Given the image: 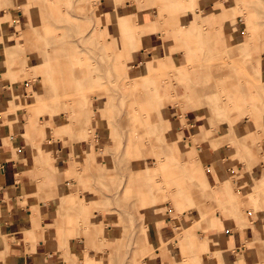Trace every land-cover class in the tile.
<instances>
[{
    "label": "rangeland",
    "instance_id": "374dc122",
    "mask_svg": "<svg viewBox=\"0 0 264 264\" xmlns=\"http://www.w3.org/2000/svg\"><path fill=\"white\" fill-rule=\"evenodd\" d=\"M104 1L114 5L116 0ZM151 1H154L153 5L158 4L156 0ZM220 1L224 5H233L237 7V10H241L228 22L225 40H221L217 33L212 34L211 27L204 34L202 28L207 16L200 13L193 14V20L185 21L190 22V28L188 27L187 31L183 30V34L178 38H168L167 46L170 48L168 52L175 59H171L167 53L160 59L154 55L149 57L155 60L156 69L150 75V82L140 85L148 77L144 68L145 63L139 61L138 68L135 70L136 64L130 56L133 55L132 51L140 47L137 43L143 33L139 29L138 33L141 34L133 35L126 43L120 35L117 44L114 36L106 35L104 31H101L99 21L94 18L97 6L101 9L100 0H26L22 3L20 0H0L1 14H3L0 15V39L3 42L11 39L9 44L5 42L0 44V55H3L2 65L5 69L3 73H0L2 81L0 85L9 82L10 85L22 86L24 82H27L33 86L34 90L29 87L27 91L35 92V96L32 98L29 95L26 101L28 103L22 108L31 113L28 124L30 129L37 130L40 138L49 135L52 141L61 139L64 145L85 140L88 150L83 153L87 157L90 158L91 151H95L93 155H97L99 161L103 158L106 160L105 162L91 160L97 165L93 164L84 168L82 177L87 182L85 187L94 183L100 189L98 191L100 197H104V193L109 195V199L106 200L108 206L100 205L96 196L86 200L84 197L75 196V193L71 195L76 199L73 202H77L76 206L71 205L76 207L81 217L83 213L91 217L94 209L103 214L105 209L106 217L102 220V225L98 226H92L93 222L82 217L83 220L73 224L76 228L71 232L84 227V233L80 235L85 236L86 239L93 236L94 244L90 246L103 251L107 249L109 242L105 230L107 225L120 223L123 229L130 231L132 236L128 238L126 244L117 247V251L110 253L108 257L105 255L108 264H144L146 255L143 254L144 243L138 250L142 242L140 237L144 232L143 242L151 240L148 236L150 225L142 218L141 210L144 203L140 187L151 186V181L147 179L148 174L145 173L162 174L163 167L158 165V161L171 155L169 149L171 143L165 141L164 137L166 128L160 124H152L156 117H160V111L152 104L158 102L160 92L168 93V85H173L174 94L169 101L163 100L164 107L167 104L179 107L180 97L186 92L183 85L185 77L182 76V72L186 69L190 72L191 78H187L186 84L190 89L184 97L187 101L195 98L198 107H202L209 117L214 119L211 122L214 130L208 143L214 151L213 144L219 145L221 149L224 145L227 159L224 167L228 175L234 183L237 180L243 181V186L236 183L233 185L230 182V185L227 183L223 189L220 186L215 187L218 191L228 188L236 192V213L233 215L229 205L219 206L209 199L208 194L215 183L206 165L204 170L212 187L201 184L191 187L190 179L184 185L188 187L193 201H200V207L208 211L207 219L214 215H219L222 219L230 218L231 215L237 216L241 213L240 217H244L249 223L259 219L264 223V187H262L264 151L261 153V149L255 146H250L248 149L242 148L239 152L238 164H236V160L230 156L231 149L228 147V142L232 140L236 142V135L229 133L230 126L225 124L230 122L229 119L234 113L238 114L242 117L240 121L245 130L244 141L253 142L250 131L254 129V125L244 116L264 119V0ZM24 3L27 8L29 7L27 13L24 11L26 6ZM121 5L124 7L128 3L122 2ZM11 9L13 12L9 13L8 10ZM151 10L154 11L152 16L156 20L155 24L160 26V29L172 21L181 26L180 14L168 12L167 15L163 14L160 7L158 12L157 8H151ZM17 14L21 15V27H17V35L14 37L7 32L3 33L6 26L13 21H18ZM154 15L157 16L154 17ZM249 20L251 24L248 28ZM118 26L121 27L120 24ZM164 38H167L166 34ZM111 40L114 42L112 48L108 45ZM184 40L187 41V45L183 46ZM242 40L255 57L251 65L249 61L233 54L236 53L235 48ZM16 44L22 46L16 49L11 47ZM186 55L190 57V60L185 59ZM149 58L146 55L143 61ZM135 83L140 84L134 89ZM162 83L165 85L162 86ZM216 96H219L218 100L221 103L215 104ZM167 135L174 141L176 136L173 127H170ZM181 138L180 143L183 149L187 150L191 147L192 154L200 156L197 148L200 149L202 141L192 143L188 137ZM74 154L73 152L71 158ZM250 155L254 157L250 158ZM78 157L80 159V154ZM179 158L183 160V156ZM109 162L110 166L103 168ZM257 162L258 165L255 167L254 163ZM232 169L236 171V178L230 172ZM249 170L252 173L249 174ZM73 177H76L75 174ZM162 180L164 181V176ZM165 185L166 190L174 188V184L166 183ZM82 189H85L84 185ZM237 193L244 197H238ZM162 194L163 192L158 189L150 193L154 196V200L163 201ZM251 197L258 203H249ZM113 201L114 206L121 210L122 217L117 216L110 207ZM171 203L172 199L165 203L168 210L167 224L172 235L169 245L170 255L174 256L181 251L178 238L191 233L193 229H198V235L189 237L187 240L192 247L191 252H207V247L204 246L206 236L203 238L200 235L202 234L201 226L206 225V222L203 224L195 222L190 229L179 227L180 229L175 231L171 222L176 213ZM197 211L196 205L190 209V213H184L182 218L188 221L192 215H196ZM234 219L236 221L235 217ZM259 235V232L254 234V241L258 243L257 256L263 262L264 244H261ZM122 240L123 237L116 239L118 242ZM243 241H241L243 252L236 255L239 264L244 259L246 263L252 261L250 254L243 246ZM219 248L221 255L227 256L230 251H233L232 249L224 250L221 240ZM121 249L124 250L123 255L119 253ZM72 257L78 262L74 255ZM189 257L199 263L203 255L191 253ZM84 260L87 259L82 261ZM93 264L103 263L101 261Z\"/></svg>",
    "mask_w": 264,
    "mask_h": 264
},
{
    "label": "crops",
    "instance_id": "0c3cea01",
    "mask_svg": "<svg viewBox=\"0 0 264 264\" xmlns=\"http://www.w3.org/2000/svg\"><path fill=\"white\" fill-rule=\"evenodd\" d=\"M20 1L21 3L22 1L26 2V0ZM100 1L101 9L97 6L94 18L99 21L101 31H104L106 35L114 36V41L117 44L120 40V35H122L123 42L126 43L133 35L141 34L140 32L138 33L139 29L143 33L137 43L140 47L132 51L133 55L130 56L133 63L136 64L135 70L138 68L139 61L140 63H145L144 68L148 77L141 84L139 83L140 85L150 82V75L156 69L155 60L149 57L154 55L160 59L167 53L171 59L174 58L168 52L170 50L167 46L168 38H178L183 34V30L187 31L190 22L185 21L188 19L193 20V14L200 13L207 16L202 28L204 34L211 27V33H217L221 40L224 41L228 22L235 13L241 12V10H237V7L224 5L220 0H156L157 5H153L154 1L151 0H116L114 5L104 0ZM122 2H127L128 5L123 7L121 5ZM24 4L26 5V3ZM159 7L162 8L163 14L167 12L180 14L179 22L181 26L177 22L172 21L160 29L161 27L155 24L156 20L152 16L154 11L151 10V8H157L158 12ZM8 11L9 13L13 12L12 9ZM24 11L26 13L29 11L27 5L24 7ZM1 12L2 9H0V15H3ZM20 16V14H17L18 21H13L2 32H7L15 37L18 32L17 27H21ZM156 16L154 15V17ZM250 24L251 21H247L248 28ZM164 34L167 35V38H164ZM10 40H4V42L9 44ZM4 42L0 39L1 45ZM113 44V40L108 42L111 48L114 47ZM238 44L243 45L233 54L239 57L248 55L250 58L249 64H253L255 57L245 46L244 40ZM184 45H187L185 40ZM21 46L16 44L11 47L16 49ZM106 47L105 45V49ZM146 55L149 59L143 61ZM185 59L190 60V57L186 55ZM3 60V55H0V73L5 70L2 65ZM182 76L185 77L183 85L187 92L190 89L188 84H186L187 78H191L188 69L182 72ZM0 82L2 81L0 80ZM139 84L135 83L133 88L135 89ZM164 85L162 83V86ZM29 87L33 89V86L27 82H24L22 86L17 84L10 85L9 82L0 85V264H93L101 261L103 264H108L106 258L110 253H115L117 247L128 242V238L132 236L130 231L127 232L123 229L120 223L107 225L105 227L106 238L110 243L108 242L107 249L103 251L100 248L90 246L94 244L93 236L90 239H86L85 236L80 235L84 233V227L71 232V230L76 228L73 224L76 221L83 220L82 217H85L91 223L93 222L92 226L102 225V220L106 217L105 209L104 214L94 209L91 217L87 213H83L81 217L78 215L79 212L76 207L71 205H77V202H73L76 199L71 196L75 193V196L84 197L86 200L96 196L100 205L108 206L106 200L109 199V195L104 193V197H100L99 187L94 185V183H90L88 187H85L87 182L82 177L84 168L96 164L92 163L91 160L96 162H105L106 160L103 158V160L99 161L97 155H93L95 151H91L92 155L90 158L87 157L83 153L88 150V144L85 140L72 143L71 145H64L61 139H57L54 142L49 135L40 138L36 129H30L28 123L32 115L29 111L22 108L24 104L28 103L26 101L29 98V92L27 91ZM168 87V93L166 91L160 92L161 95L158 97V102L152 104L160 111V117H156L152 124H160V126L166 128L164 137L165 141L171 143L169 147L171 155L158 161V165L163 167L162 174L145 173L148 174L147 179L151 181V186L147 188L140 187V191L143 193L142 202L144 203L141 210L142 218L150 225L148 236L151 240L143 242L144 232L140 237L142 242L138 250H140L143 243L145 245L143 254L146 255L143 263L239 264L236 255H240V252H243L241 241L244 240L243 246L250 254L252 261L246 263L244 259L240 264H264V261L262 262L257 256L256 247L258 243L254 241V234L259 232L260 242L264 244L263 221L259 219L249 223L244 217H240L241 213L233 216L236 213V192L228 188L221 190L222 192L215 189L217 186L223 189L227 183L230 185V182L233 185L236 183L243 186V181L237 180L234 183L228 175L224 167L226 165L225 161H227L224 145H222L223 149H221L219 145L213 144L214 151L208 143L209 137L214 130L211 127V122L214 119H211L202 107H198L195 98L187 101L184 97L187 94L186 92L180 97L181 104L178 108L171 104H167L164 107L163 100L169 101L172 94H174L173 85H168ZM34 93L29 95L33 98L35 96ZM219 103L221 101L216 96L215 104ZM244 117L249 118L254 125V129L250 131L253 142L244 141L245 130L240 121L242 117L238 116V114L234 113L229 119L230 122L225 123L230 126L228 132L232 133L233 136L236 135V142L234 140L228 142V147L231 149L230 156L236 160V164H238L239 152L242 148L248 149L250 146H255V148L261 149V153L264 151V119ZM170 127H173L176 136L174 141L167 135ZM181 137H188L192 143L202 141L200 149L197 148L200 156H198L199 154H192L191 147L187 150L183 149L180 143L182 141ZM64 140L67 141V139ZM73 152L75 154L71 158ZM79 154L81 156L80 159L78 157ZM180 156H183V160L179 158ZM253 157V155H250V158ZM204 165L207 166L211 179L215 183L208 197L219 206L229 205L230 209L233 210V215L230 218L222 219L219 215H214L207 219L208 211L200 207V201H193L188 187L185 186L186 181L190 179L192 182L191 187H195L197 184L212 187L208 182ZM254 165L256 167L258 162L254 163ZM108 166H110V162L103 168H108ZM73 170L76 177H73ZM237 171L239 172V170ZM230 172L236 178V171L232 169ZM248 172L249 174L252 173L251 170ZM67 175L71 177H66ZM163 176L164 181L162 180ZM166 183L174 184V188L166 190ZM83 185L85 191L82 189ZM262 187H264V182ZM157 189L163 192V201L154 200V196L150 195L152 191ZM238 197L243 198L244 195L238 194ZM170 199H172L171 205L176 213L171 222L175 231L180 228L190 229L195 222H201L202 224L206 222V225L201 226L202 234L200 235L203 238L206 236L204 246L207 247V252H191L192 247L187 240L189 237L198 235V229H193L191 233L178 238L181 251H178L174 256L170 255L171 248L169 245L172 235L170 233L171 229L167 224L169 222L168 210L165 204ZM114 201L112 206H109L117 213V216L122 217L120 215L121 210L114 206ZM249 203H258V201L251 197L249 198ZM196 205L198 206L196 215H192L188 221L184 220L182 215L190 213V209ZM136 213H138L137 210ZM236 228H241V230H236ZM122 237V241H116L117 238ZM219 239L224 250H233L227 256L219 253ZM114 247L116 248L112 250ZM160 248L166 249L161 250ZM119 253L123 255L124 250L121 249ZM191 253L192 255L199 253L201 256L203 255V258L198 263L194 258L191 259L189 257ZM71 255H74L78 262ZM83 259L87 260L82 261Z\"/></svg>",
    "mask_w": 264,
    "mask_h": 264
},
{
    "label": "bare ground",
    "instance_id": "6f19581e",
    "mask_svg": "<svg viewBox=\"0 0 264 264\" xmlns=\"http://www.w3.org/2000/svg\"><path fill=\"white\" fill-rule=\"evenodd\" d=\"M239 45V44H238ZM243 45V44H242ZM242 45H239V46H237L235 49H236V51L240 48V47H242ZM235 51V52H236ZM244 60H246V61H249L250 62V58H249V56L248 55H244L243 57H242ZM30 94V93H29ZM29 94H28V96H29ZM219 97V96H218ZM244 116V115H243Z\"/></svg>",
    "mask_w": 264,
    "mask_h": 264
}]
</instances>
